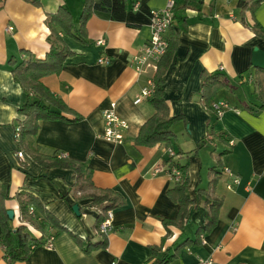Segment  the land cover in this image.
<instances>
[{"label":"crops","instance_id":"0c3cea01","mask_svg":"<svg viewBox=\"0 0 264 264\" xmlns=\"http://www.w3.org/2000/svg\"><path fill=\"white\" fill-rule=\"evenodd\" d=\"M168 1L139 2L124 23L95 12L85 24V42L56 28L71 55L60 73L42 84L80 120L40 122L34 145L44 157L60 154L85 165L96 189L123 199L111 211L106 247L86 253L89 244L101 240L94 229L98 212L88 206L90 199L76 200L80 193L71 190L72 171H46L17 149L16 130L24 120L18 111L33 97L14 82L10 66L25 53L44 59L51 35L46 21L61 8L77 32L85 0H38L39 5L0 0V185L5 209L14 213L8 221L14 228L20 224L16 195L26 193L63 228L52 249L35 247L25 261L12 264H152L156 257L173 256L204 228L209 211L201 190L214 179L210 196L222 201L215 228L181 249L170 264H264V109L250 111L262 106L255 82L264 79V35L255 27L264 31V1L252 7L244 5L247 0H174V19L164 37L173 36L176 49L163 77L164 99L169 116L181 119L172 126L171 147H143L136 139L155 110L149 99L135 101L157 69L137 73L133 59L150 39V13L165 9ZM102 58L109 63L99 64ZM208 76L223 82L211 109L202 104V79ZM219 103L228 107L217 117L212 106ZM112 104L128 124L121 144L102 139L103 115ZM211 133L214 137L196 148ZM168 150L188 169L186 193L192 203L181 228L164 225L179 216L171 196L175 182L166 174L172 168L163 165ZM216 166L219 177L210 172ZM157 168L163 172L154 174ZM27 231L35 238L50 235L49 229L42 234L29 224ZM4 252L0 244V264H9Z\"/></svg>","mask_w":264,"mask_h":264},{"label":"trees","instance_id":"16d2710c","mask_svg":"<svg viewBox=\"0 0 264 264\" xmlns=\"http://www.w3.org/2000/svg\"><path fill=\"white\" fill-rule=\"evenodd\" d=\"M26 1L34 5H39L38 0ZM145 1L148 0H85L79 30L77 32L74 31V25L69 12L61 8L55 16L49 17L46 21L51 35L49 38L50 48L44 59H35L30 53H25L21 60H15L13 58L10 62L14 82L23 89L27 96L31 94L33 97L18 111L24 120L18 123L19 135L15 138L17 149L30 155L32 160L42 166L46 171L51 169L72 171L73 185L71 190L74 194L77 192L80 193V195L76 196V200L90 199L91 203L88 206L98 212L94 229L101 240L96 244H89L84 250L86 253L106 247L107 242L105 236L107 234L100 232V226L107 219L109 212L123 205V199L111 191L96 189L92 183L91 173L86 169L85 165L71 161L60 154L48 158L39 153L38 147L34 145L33 138L38 133L40 122L55 120L75 122L80 120V117L75 116L64 102L56 98L43 86L42 79L50 75L59 74L64 66L65 59L71 55L59 37L57 27L64 31L66 35L75 38V40L85 42V24L93 13H104L111 20L124 23L132 7L139 2ZM263 1L247 0L244 1V5L250 3L252 7H256ZM255 29L257 34L262 33L264 35V31L259 26H256ZM166 41L167 51L158 63L157 72L153 78L154 90L148 101L153 106L155 112L141 127L136 139V143L143 147H152L155 145H164L167 148L171 147V140L173 138L172 126L181 119V117L169 116L164 99L163 77L176 49V40L173 36ZM221 86H223V82L217 76H208L202 79V104L206 109H211V101ZM255 86L262 106L258 109H250V111L257 114L258 111L264 109V79L260 80L259 77L256 78ZM67 116L72 117V119H67ZM211 137H214L213 133L198 144L196 148L205 145ZM16 157H18V153H16ZM176 157V155L175 157H169L163 164L165 167L172 168L180 174L179 180L175 182V188L171 192L172 200L179 205V216L175 221H164L166 229L169 225L183 227V222L185 224L187 221L188 208L192 203L186 193L188 185L187 164L181 163ZM210 172L219 177L218 166L211 168ZM215 183L216 180L214 179L210 182L206 190H201L203 195L207 196L209 212L206 215L204 228L197 231L196 240L186 241L177 246L173 256L164 254L159 259L156 257V260L152 264H170L178 256L181 249H185L195 243L197 244V240L201 234H208L215 228L222 205L221 199L210 196V192L213 190ZM16 199L19 204L20 224L14 228L8 221L7 210L4 206L6 200L5 187L0 185V244L3 245L5 259L9 264L25 261L31 254L33 248L39 246L44 247L49 237L56 238L63 230L58 220L48 213V211L44 210L32 195L19 193L16 195ZM28 224L42 234L45 233V229H49L50 235L46 239H44L45 235L35 238L27 231ZM157 252L158 250H154V253Z\"/></svg>","mask_w":264,"mask_h":264},{"label":"built area","instance_id":"2783aa9c","mask_svg":"<svg viewBox=\"0 0 264 264\" xmlns=\"http://www.w3.org/2000/svg\"><path fill=\"white\" fill-rule=\"evenodd\" d=\"M175 8L174 0H169L165 9L160 11H152L150 13V39L142 52L133 59L135 71L140 74H145L150 71H156L157 64L160 59L166 54L167 41L165 39V33L168 31L173 22V10ZM11 30V28L9 29ZM98 45H104V42H98ZM99 64H108L109 60L102 58L98 60ZM147 88L144 89L135 104L140 103L143 99H149L154 90L153 80L149 79L147 82ZM227 105L224 103L215 104L212 106V110L215 112L217 117H220ZM104 131L102 139L107 142L114 144H121L124 136L123 132L127 129L128 124L123 119L119 118L115 112V104H112L110 108L104 113ZM19 135V129L16 130V137ZM170 157H175V153L172 150H168ZM18 157H22L21 153H18ZM163 169L157 168L154 174L162 173ZM229 173V170H225ZM174 182L179 180L180 174L174 169H171L166 173ZM112 215L108 213L107 219L101 224L100 232L107 234L112 230ZM54 238L49 237L47 243L44 245L46 249H52ZM200 264H211V262H201Z\"/></svg>","mask_w":264,"mask_h":264},{"label":"water","instance_id":"95a60500","mask_svg":"<svg viewBox=\"0 0 264 264\" xmlns=\"http://www.w3.org/2000/svg\"><path fill=\"white\" fill-rule=\"evenodd\" d=\"M73 212L76 214V215H79V208L78 206H73L72 208ZM7 216L9 218L10 221H13L14 219V213L12 211H7Z\"/></svg>","mask_w":264,"mask_h":264}]
</instances>
